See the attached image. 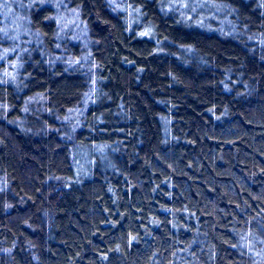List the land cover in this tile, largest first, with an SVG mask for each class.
Returning a JSON list of instances; mask_svg holds the SVG:
<instances>
[{"label":"trees","instance_id":"16d2710c","mask_svg":"<svg viewBox=\"0 0 264 264\" xmlns=\"http://www.w3.org/2000/svg\"><path fill=\"white\" fill-rule=\"evenodd\" d=\"M119 1L0 0V264H264V0Z\"/></svg>","mask_w":264,"mask_h":264},{"label":"rangeland","instance_id":"374dc122","mask_svg":"<svg viewBox=\"0 0 264 264\" xmlns=\"http://www.w3.org/2000/svg\"><path fill=\"white\" fill-rule=\"evenodd\" d=\"M33 1V0H29ZM52 1V4L56 8L57 15H56V22L59 26V32L62 36H65L66 34L71 35L72 39L77 42H82V39H85V26L83 23L79 20V18L76 16V12H74L71 9L66 8V4H63V0H50V3ZM111 4L114 5V7L119 10L120 8H125L123 5H121L119 0H110ZM8 30V29H7ZM1 34V33H0ZM17 32H15V38H18ZM12 40H14V36H12ZM6 42H11L9 40H5ZM1 42H4V39H1ZM14 42V41H12ZM16 42V41H15ZM1 48V47H0ZM16 51H19V49L16 47L12 50L11 53H14ZM85 57H87L86 52L82 53Z\"/></svg>","mask_w":264,"mask_h":264}]
</instances>
